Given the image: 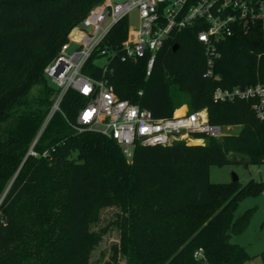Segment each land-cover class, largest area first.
<instances>
[{
	"label": "trees",
	"instance_id": "trees-1",
	"mask_svg": "<svg viewBox=\"0 0 264 264\" xmlns=\"http://www.w3.org/2000/svg\"><path fill=\"white\" fill-rule=\"evenodd\" d=\"M100 1L0 0V264H89L108 229H93L106 207L120 211L115 264H202L203 257L205 264H243L251 256L230 237L246 229L254 208L234 212L241 200L261 194L264 182L213 183L209 166L263 163L264 121L249 101L213 102L212 92L264 83V35L236 28L223 39L213 66L219 80L202 75L195 27L173 33L148 74L146 58L115 56L104 76L120 99L154 117L185 104L188 111L205 108L211 123L239 126L218 138L196 135L203 144H136L128 161L113 139L73 129L87 101L74 89L39 132L57 94L44 68ZM126 29L123 19L110 30L113 47ZM82 72L103 76L93 57ZM34 139L36 156L28 153Z\"/></svg>",
	"mask_w": 264,
	"mask_h": 264
},
{
	"label": "built area",
	"instance_id": "built-area-1",
	"mask_svg": "<svg viewBox=\"0 0 264 264\" xmlns=\"http://www.w3.org/2000/svg\"><path fill=\"white\" fill-rule=\"evenodd\" d=\"M123 19L127 20L125 37L113 47L108 34ZM192 27L197 28L196 37L204 47L203 77L219 80L213 71L214 61L220 55L219 43L236 28H257L264 35V0H101L69 31L67 40L44 68L46 78L57 87V94L39 132L52 114L60 111L65 92L74 89L87 101L71 123L73 129L95 131L113 139L128 161L136 144L167 145L176 140L187 143L200 140L203 144V138L196 135L216 138L228 135L232 125L211 123L205 108L188 111L185 107L180 115L175 114L176 108L170 116L154 117L150 110L120 99L104 76L115 56L121 61L146 58L148 74L165 41L173 33ZM92 57L96 63L105 58L104 63H97L102 68L101 78L82 72ZM212 100L249 101L256 118L264 121L263 82L232 88L217 85ZM35 141L28 149L33 156L37 155L33 150ZM45 154L46 151L42 153Z\"/></svg>",
	"mask_w": 264,
	"mask_h": 264
},
{
	"label": "rangeland",
	"instance_id": "rangeland-1",
	"mask_svg": "<svg viewBox=\"0 0 264 264\" xmlns=\"http://www.w3.org/2000/svg\"><path fill=\"white\" fill-rule=\"evenodd\" d=\"M104 62V57L97 60V63ZM182 110L184 108H177L175 113H181ZM238 130V125H232L228 134H235ZM188 143L192 142L189 141ZM233 175H236L242 184L250 180L264 182V162L259 165L230 163L209 166V180L213 183L230 182ZM252 207L254 210L246 229L232 235L230 241L243 246L249 256H251L243 264H264V191L257 196H248L241 200L236 207L234 215L237 216ZM119 213L120 211L116 207H106L101 210L99 222L93 229L98 230L104 226H107L108 229L92 251L89 264H115L111 258V245L118 242V227L115 224V220ZM201 263L205 264V257L202 258ZM118 264H124V261L118 260Z\"/></svg>",
	"mask_w": 264,
	"mask_h": 264
},
{
	"label": "bare ground",
	"instance_id": "bare-ground-1",
	"mask_svg": "<svg viewBox=\"0 0 264 264\" xmlns=\"http://www.w3.org/2000/svg\"><path fill=\"white\" fill-rule=\"evenodd\" d=\"M183 111H184V110H182L181 113H175V114H176V115H180V114L183 113ZM190 142H192V143H200V140H190Z\"/></svg>",
	"mask_w": 264,
	"mask_h": 264
},
{
	"label": "water",
	"instance_id": "water-1",
	"mask_svg": "<svg viewBox=\"0 0 264 264\" xmlns=\"http://www.w3.org/2000/svg\"><path fill=\"white\" fill-rule=\"evenodd\" d=\"M175 47H176V45L173 46V48H175ZM235 180H238V178H237L236 175H233V177H232V181H235Z\"/></svg>",
	"mask_w": 264,
	"mask_h": 264
},
{
	"label": "crops",
	"instance_id": "crops-1",
	"mask_svg": "<svg viewBox=\"0 0 264 264\" xmlns=\"http://www.w3.org/2000/svg\"><path fill=\"white\" fill-rule=\"evenodd\" d=\"M185 107H187L185 104H183ZM179 108V107H178Z\"/></svg>",
	"mask_w": 264,
	"mask_h": 264
}]
</instances>
